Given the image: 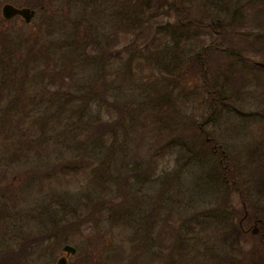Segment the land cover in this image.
<instances>
[{
	"label": "rangeland",
	"instance_id": "1",
	"mask_svg": "<svg viewBox=\"0 0 264 264\" xmlns=\"http://www.w3.org/2000/svg\"><path fill=\"white\" fill-rule=\"evenodd\" d=\"M173 2L0 0L34 11L27 23L0 16V257L264 264V70L227 57L209 105L193 64L207 29L178 24ZM183 4L202 25L234 11L264 22V0ZM239 21L233 34L255 31ZM95 203L91 220L64 228Z\"/></svg>",
	"mask_w": 264,
	"mask_h": 264
},
{
	"label": "trees",
	"instance_id": "2",
	"mask_svg": "<svg viewBox=\"0 0 264 264\" xmlns=\"http://www.w3.org/2000/svg\"><path fill=\"white\" fill-rule=\"evenodd\" d=\"M146 1L147 4L151 2V0ZM184 1L186 0H174L173 2V10L178 16L177 23H184L191 27L207 29V35H209V42L201 49V52L195 56L193 64L195 67V74H198L200 80L199 82L203 87V91L209 96V100L211 101L209 102V105H213L214 101H216V99L218 100L217 97L218 94H220V89L213 84L212 76L215 74V70L218 65L226 60L227 57L229 58L230 56L237 58L238 60L247 63L248 66L246 69H250V72L257 76L260 75V72H263L261 70H264V37L260 34L264 30L263 17H261V13L258 11L250 14H241L234 11L229 17L228 23L223 26H219L218 22L214 20L202 25L201 22L206 19V16L203 15L200 17L192 15L191 9L183 4ZM149 9L150 7L147 6V10ZM235 18L240 20L239 22L242 23V27L245 25L249 28H253L255 31L249 35L233 34L231 30L235 26L233 22ZM230 38L234 39L233 43L229 41ZM234 51H238L239 53L236 54ZM249 54L256 59L247 58ZM244 78L245 77L242 74L237 77L230 78L229 82L231 87L234 89L237 85L244 86L246 83ZM111 126H113V123H104L98 126L90 134V138L96 139L97 137H101V134L105 133ZM195 130H197V128H194L192 132ZM258 169L259 167L257 168V171ZM226 171L227 170L225 169V172ZM259 172L260 174L264 173L261 169ZM258 176L260 177L262 175ZM227 201L228 198L226 196L222 202L225 203ZM100 205V203H95L89 209L87 208L84 210V213L81 212L78 215H72L65 223L64 228L66 227L68 231L78 229L81 224L91 220L93 214H95L98 206ZM24 253L25 251L23 248L19 250L17 254H13L11 256L9 254H3L0 257V264H15L17 262H14V259H22ZM259 264H261V261Z\"/></svg>",
	"mask_w": 264,
	"mask_h": 264
},
{
	"label": "water",
	"instance_id": "3",
	"mask_svg": "<svg viewBox=\"0 0 264 264\" xmlns=\"http://www.w3.org/2000/svg\"><path fill=\"white\" fill-rule=\"evenodd\" d=\"M2 15L5 18H8L9 16L12 15H19L20 17H22L24 19L25 22H29V20L32 18L33 16V11L30 9H21V10H17L14 9L10 6H4L2 9ZM62 251L66 254H72L74 253V249L70 246H63ZM56 264H66V259L65 257H60L57 261Z\"/></svg>",
	"mask_w": 264,
	"mask_h": 264
},
{
	"label": "flooded vegetation",
	"instance_id": "4",
	"mask_svg": "<svg viewBox=\"0 0 264 264\" xmlns=\"http://www.w3.org/2000/svg\"><path fill=\"white\" fill-rule=\"evenodd\" d=\"M4 6H10V7L14 8V9L21 10V9H26L27 8L26 5H24V6H20V5L19 6H15V5L10 4V3L3 4L1 6V9H0V16L5 21H10V20L18 19V20H22L24 23H27L19 15H12V16H9L8 18L3 17V15H2V9H3ZM33 15H34V11H33ZM246 218H247V213L245 212V214H243V216L237 221V226H238V229H239V233H242L243 234V233H246L247 232V231L244 230V227H243V226L247 225V221H245ZM256 223H257V221H254V220L251 222L252 229H251L250 233L253 234V235H255L257 233V231L253 229V224H256Z\"/></svg>",
	"mask_w": 264,
	"mask_h": 264
}]
</instances>
